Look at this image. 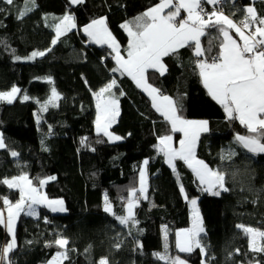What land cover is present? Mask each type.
<instances>
[{
    "label": "trees",
    "instance_id": "obj_1",
    "mask_svg": "<svg viewBox=\"0 0 264 264\" xmlns=\"http://www.w3.org/2000/svg\"><path fill=\"white\" fill-rule=\"evenodd\" d=\"M159 2L35 0V10L18 19L26 0H13L11 5L0 0V91L20 89L11 103L0 101V135L5 145L0 148V181L23 175L38 186L46 180L47 197L61 199L66 208L51 212L38 207L35 217L21 213L13 236L0 223V264H49L64 251L62 264H99L102 259L107 264H171L176 257L185 264H202L204 258L207 264H264V251L250 248L249 233L244 231L264 232V153H249L237 142L235 135L252 133L235 115L226 119L222 107L205 92L196 67L195 43L163 57L166 72L148 70L147 78L182 107L181 117L209 121V129L198 136L196 156L225 174L228 191L219 196L203 191L180 160L175 170L165 163L154 146L169 133L177 141L179 132L172 131L126 74L113 72L117 68L110 47L91 42L81 31L86 23L105 17L126 56L128 33L122 25ZM219 5L234 20L245 19L249 5L258 17L264 16V0H228ZM27 7H33L30 0ZM65 14L75 17L76 26L53 45L54 27ZM221 26L227 29L226 24L205 28L206 34L200 37L202 60L219 56ZM34 51L45 55L28 59ZM45 77H51V83ZM112 80L116 85L106 95H115L119 115L110 130L122 137L113 142L94 129L92 95ZM52 88L60 98L54 101L55 107L49 104L47 111H41ZM24 95L29 99L24 100ZM230 153L235 155L229 159ZM144 160L149 161L147 198L135 207L137 223L133 226L130 220L122 225L117 217H125L124 204L130 191L138 188ZM181 186L188 197L198 198L204 258L200 248L191 253L177 248L176 230L190 223ZM3 197L16 203L20 191L0 183V201ZM105 197L111 208L107 212ZM11 237L13 248L3 254L2 247ZM59 238L68 243L57 245ZM258 247H264V237Z\"/></svg>",
    "mask_w": 264,
    "mask_h": 264
},
{
    "label": "snow or ice",
    "instance_id": "obj_2",
    "mask_svg": "<svg viewBox=\"0 0 264 264\" xmlns=\"http://www.w3.org/2000/svg\"><path fill=\"white\" fill-rule=\"evenodd\" d=\"M5 3L11 5L13 0H4ZM26 6L24 11L20 13L18 19H22L25 15L35 10V0H30L33 7ZM83 0H71V3L79 4ZM228 0H180V3L173 5V0H161L159 4L148 9L140 17H137L134 22H126L122 27L126 28L130 37L128 46V59L124 60L120 57L119 51H117V64L118 69H113V72L122 70V74L126 73L136 81L137 86H142L149 95L153 97V107L157 111L161 112L167 120L171 122L172 131L182 132L184 138L180 141V147L177 149L170 145L169 141L171 136H163L159 138V145L154 146L158 148V152L162 153L165 157V162L175 170V161L182 160L188 167L192 168L196 177L200 181L203 187V191L209 192L214 196L221 195V191H228L225 187V174L219 171H213L201 160H197L194 155L195 141L197 140L200 132H206L207 121H188L181 117L180 112L182 107L174 102L168 96H162L160 99L162 103L157 105L156 93L157 89L145 82V72L147 69H156L160 71L161 75L166 72V67L162 62L163 57L176 55L178 49L185 46H191L190 42H195L196 57H201L204 53L201 49L200 37L204 36L205 28H212L226 24L227 29H234L237 35L243 40V46L241 47L232 40L225 27H220V32L225 37V42L221 44V52L219 57H212V62L207 63L204 60H197L196 67L199 69V75L202 78L204 87L208 90L211 97L221 104L224 111L231 119L233 113L236 114L235 118H238L242 125H246L249 133L248 136H237V142L240 143L244 149L252 154L264 153V27H256L255 31L250 32L247 36L244 34L242 28L234 23L232 19L227 16L217 15L215 11L211 13L207 20L202 18L204 13L203 4L208 3L210 5H216L218 3H227ZM170 5L175 7V11H169L167 15H161L165 9H168ZM185 9L188 13L186 20H180L179 25L175 23L176 18L180 15V9ZM199 9V11H197ZM3 11V9H0ZM248 14L243 21L240 22L243 29H248L250 24L255 22L257 17L255 10L252 7L245 9ZM216 16V20L212 21L211 17ZM75 17L71 14H65L61 18L59 24L56 25V38L52 40V44L57 43V39L67 31H71L75 25ZM135 25V30L130 26ZM259 24L264 25V18L259 19ZM84 32L91 37L97 43H107L111 41L110 47L116 51L117 46L115 41L111 37V33L108 32L106 27L105 18H99L92 20L90 24L84 27ZM257 36L260 38L257 39ZM2 43V41H0ZM211 47L207 50L211 53ZM44 52H33L28 59H34L37 56H44ZM19 59V57H17ZM219 60L220 62H217ZM47 82L51 83V77L43 78ZM116 85V80H112L104 87L100 88L99 95L103 96L104 93H111V90ZM20 89L13 86L10 92H0V101H7L11 103L15 99V94ZM59 94L55 88L51 89V96L48 101L41 107V111H47L48 105L51 104L55 107V100H58ZM24 100H28L27 95L23 96ZM97 108L100 109L96 118L97 132H102L105 136L109 137L112 141H119L122 137L114 135L109 131L112 124L116 122V116L119 115L117 108V99L115 95H110L105 99L103 107L98 104ZM82 140V143H85ZM102 142V141H98ZM4 142L0 137V148H4ZM13 157L17 156L16 152H12ZM235 153L229 154V159L234 156ZM146 166L149 161L145 160ZM49 180L55 179V177H49ZM20 181L28 184V192L36 193L37 188L31 187L32 181L28 180L27 176H21L19 178H13L12 180L4 179L0 183L6 184L9 189L18 188L20 191V200L15 205H10L5 198V204H8V216H7V230L9 233H13V222L16 217L21 213H25L29 216L37 215L34 204L42 203L45 198L29 196V203L25 205V188ZM46 181L40 180L39 183L43 185ZM145 183V169H140V188L133 189L129 193L128 203V215L125 217H117L119 222L127 224L130 220L133 222V226L137 223L134 219L132 208L134 207V198L137 191L145 199L146 189ZM180 191L183 193V186L180 187ZM106 207L105 211H110L107 206V197H105ZM193 208L197 204L196 199L190 201ZM56 206H51L53 212L65 211L62 201H55ZM0 223H4L3 213H0ZM243 227V226H238ZM246 233H253L251 228H245ZM204 229L199 223L198 213L194 217V228L188 232L183 241L177 240V248L182 253H191L195 248H200L201 252H204V248L200 244L199 235L203 233ZM255 235L264 237V232H255ZM177 237H180V233H177ZM55 243L61 247H64L68 241L65 239H57ZM13 248V244L9 243L4 249V253H9ZM250 248L257 252L264 251V247H255L252 240H250ZM165 252H167V246H165ZM65 253L58 252L57 257L64 256ZM160 259L166 257L157 254ZM56 257L50 264H55ZM3 261V257L0 256V262ZM100 264H107L106 260L102 259ZM171 264H185V261L180 260L179 257L171 259Z\"/></svg>",
    "mask_w": 264,
    "mask_h": 264
},
{
    "label": "crops",
    "instance_id": "obj_3",
    "mask_svg": "<svg viewBox=\"0 0 264 264\" xmlns=\"http://www.w3.org/2000/svg\"><path fill=\"white\" fill-rule=\"evenodd\" d=\"M70 2H71V0H69ZM160 3V2H159ZM158 3V4H159ZM180 3V0H173V5H177V4H179ZM157 5V4H156ZM156 5H154V6H156ZM173 5H170L169 6V8L168 9H165L164 10V12H162L161 13V15L163 16V15H167L168 14V12L169 11H175V7H173ZM154 6H152V7H154ZM152 7H149L148 9H150V8H152ZM248 7H252L253 9H254V7L252 6V5H249V6H247L246 8H248ZM148 9H146L144 12H146ZM255 10V9H254ZM213 12V11H212ZM211 12V13H212ZM216 13H217V15L219 16V15H223V16H227L229 19H232L233 20V22L235 23V21H234V19L231 17V16H229V15H227L226 13H224L223 11H215ZM211 13H210V15H211ZM180 14H184V17H177L176 18V20H175V23L177 24V26L179 25V21L180 20H186L187 19V17H188V13H187V11L185 10V9H180ZM209 15V16H210ZM248 15V14H247ZM255 15H256V17H257V19H256V22H258L257 23V25H258V27H264V25H260L259 24V19H261V18H264V16H262V17H258L257 16V13H256V10H255ZM99 18H102V17H98V18H96V19H99ZM104 18V17H103ZM209 18V17H208ZM208 18H206L205 20H207ZM216 16H212L211 17V20L212 21H215L216 20ZM95 20V19H94ZM106 22V21H105ZM134 22V21H133ZM91 23V21L90 22H88V23H86L85 25H83L82 27H81V31H82V33L83 34H85L88 38H89V40L91 41V42H93V43H96V44H106V45H108L109 47H110V43H111V41H109V42H107V43H97V42H95L91 37H89L85 32H84V27L86 26V25H88V24H90ZM130 26H132L133 27V30H135V25H134V23L133 24H131ZM106 27H107V30H108V32L109 33H111V31H110V29L108 28V26H107V23H106ZM75 28V27H74ZM242 28V27H241ZM227 31H228V33H229V36L231 37V39L232 40H235L236 41V43L238 44V45H240L241 47L243 46V40L240 38V36L239 35H237V33L235 32V30L234 29H226ZM242 30H243V32H244V34L247 36L250 32H253L252 30H250V29H243L242 28ZM255 31V30H254ZM221 36H222V43L221 44H223L224 42H225V37H224V35H223V33H221ZM111 37H112V39L115 41V43H116V46H117V49H116V51H114L113 50V48L112 47H110V49L113 51V58H114V60H115V62H117V51H119V54H120V57H122L124 60H127L128 59V55H127V53H128V46H129V40H130V37H129V35H128V42H127V46H126V56H124V55H122V53H121V46H120V44H119V42L117 41V39L114 37V35L111 33ZM260 37L259 36H257V39H259ZM190 43H192V42H190ZM195 43V42H194ZM194 52H195V47H194ZM220 52H221V46H220V50H219V56H220ZM218 56V57H219ZM162 62H163V64L165 65V63H164V61H163V58H162ZM217 62H220L219 60H217ZM165 67H166V65H165ZM148 70H156V69H147L146 70V72H145V82L147 83V84H149V85H151L153 88H155L150 82H149V80H148V78H147V72H148ZM156 71H158V70H156ZM159 73H160V71H158ZM126 74V73H125ZM198 74H199V69H198ZM127 75V74H126ZM128 77H129V79L133 82V84L136 86V87H138L137 86V83H136V81L135 80H133L132 79V77L131 76H129V75H127ZM199 78H200V82H201V84H202V86H203V88H204V90H205V92L207 93V95L215 102V103H217L220 107H222V109H223V112H224V114H225V117H226V119H228L229 117H228V115L226 114V112L224 111V108H223V106L221 105V104H219L216 100H214L212 97H211V95L209 94V92H208V90L204 87V85H203V82H202V78L200 77V75H199ZM110 83V82H109ZM108 84V83H107ZM104 87V86H103ZM147 97H148V99L150 100V103H151V106L153 107V97L152 96H150L149 95V93H148V91H146L145 89H144V87H142V86H139L138 87ZM156 89V88H155ZM99 90L100 89H98L97 91H95V92H93L92 93V95H93V98H94V105H95V121H94V129H95V131L97 132V127H96V118H97V104H96V100H95V94L97 93V92H99ZM158 90V89H157ZM107 93V92H106ZM105 93V94H106ZM156 95V97H157V99H156V103H157V105H160L161 103H162V100L160 99V97H162V96H168V97H170L173 101H174V99H173V97L172 96H170V95H168V94H164V93H161L159 90H158V92L155 94ZM175 102V101H174ZM117 108H118V112H119V107H118V102H117ZM153 109L156 111V113L157 114H159L161 117H162V119H164L165 121H167L168 122V124H169V126H170V128L172 129V125H171V122L169 121V120H167L166 118H165V116L161 113V112H159V111H157L156 110V108H154L153 107ZM233 115H235L236 116V114L235 113H233ZM116 118H117V116H116ZM183 119H185V120H188V121H207V128L209 129V121L207 120V119H205V118H186V117H182ZM113 125V124H112ZM246 126V125H245ZM109 131L110 132H112L111 130H110V128H109ZM100 133H102V132H100ZM113 133V132H112ZM200 133H202V132H200ZM199 133V134H200ZM103 134V133H102ZM114 135H117V134H115V133H113ZM119 136V135H118ZM164 136H166V135H164ZM167 136H171L172 137V139L169 141V143H170V145L171 146H173V147H175V148H179L180 147V141H181V139H183L184 138V136H183V133L182 132H179V137L177 138V141H176V138H175V136H174V134L173 133H169V134H167ZM237 136H240V135H235V138L237 137ZM248 136V135H247ZM1 137V136H0ZM121 137V136H120ZM161 137H163V136H161ZM160 138V137H159ZM159 138H158V145H159ZM108 139H109V137H108ZM237 140V139H236ZM109 141H112V140H110L109 139ZM113 142V141H112ZM197 143H198V138H197V140L195 141V147H194V155H195V158L197 159V160H200L197 156H196V147H197ZM240 144V143H239ZM241 145V144H240ZM242 146V145H241ZM243 147V146H242ZM164 161H165V157H164ZM185 166H187L188 167V165L184 162V161H182V160H180ZM202 161V160H201ZM166 163V162H165ZM175 163V165H176V161L174 162ZM205 163V162H204ZM167 164V163H166ZM206 164V163H205ZM168 165V164H167ZM207 165V164H206ZM169 166V165H168ZM208 166V168L209 169H211V170H213L209 165H207ZM170 167V166H169ZM141 168H144L145 169V183H144V187H145V189L147 190V185H148V171H147V167L143 164V166H141L140 167V169ZM171 169H173L172 167H170ZM189 169L192 171V174H193V176L195 177V179L200 183V181L198 180V178L196 177V175H195V173L193 172V170H192V168H190L189 167ZM214 171V170H213ZM23 176V175H22ZM19 177H21V176H18V177H12V178H8V180H12L13 178H19ZM29 180V179H28ZM44 181H46V180H44ZM138 181H140V170H139V173H138ZM20 183L24 186V188H25V205L27 204V203H29L30 202V200L28 199V197L29 196H36V197H43V198H45L44 200H43V202L42 203H39V204H34L33 205V207L34 208H36V210H37V214H38V207H44V208H46V209H48L49 211H51V207H50V205L51 206H56L55 204H54V202L55 201H62L61 199H57V198H49V197H47V195L45 194V192H44V185H45V183L43 184V185H40L39 187H35V186H33L32 184H31V187H34V188H37L38 189V191L36 192V193H29L28 192V184L26 183V182H23V181H20ZM202 187H206V186H204V185H201ZM128 203H129V200L124 204V215L125 216H127L128 215ZM16 203H13V204H11V205H15ZM136 205H137V202H136V200L134 199V207L132 208V212H133V215H134V211H135V207H136ZM63 207H64V209L66 210V208H65V205H64V203H63ZM7 209H8V207L6 208V211H7ZM51 212H53V211H51ZM57 212H59V211H57ZM63 212H65V211H63ZM0 213H2L1 211H0ZM7 215H8V211H7ZM36 216V215H35ZM34 216V217H35ZM16 220H17V217L14 219V222L13 223H15L16 224ZM15 228V227H14ZM187 228V227H186ZM181 229H183V228H181ZM179 230V229H178ZM177 233V232H176ZM13 236V235H12ZM177 241V240H176ZM9 243H12L13 245H14V240H13V238H11V240L9 241ZM8 243V244H9ZM7 246V245H6ZM63 258H64V256H61V257H58V259L57 260H55V264H62V260H63ZM52 261H53V259H52ZM101 261V260H100Z\"/></svg>",
    "mask_w": 264,
    "mask_h": 264
},
{
    "label": "rangeland",
    "instance_id": "obj_4",
    "mask_svg": "<svg viewBox=\"0 0 264 264\" xmlns=\"http://www.w3.org/2000/svg\"><path fill=\"white\" fill-rule=\"evenodd\" d=\"M104 18H105V17H104ZM60 21H61V19L58 21L57 24H59ZM105 21H106V19H105ZM57 24H56V25H57ZM125 24H126V23H124L123 25H125ZM56 25H55V27H54V31H55V37H54V38H56ZM124 29H125V31L127 32L126 28H124ZM111 33H112V32H111ZM127 33H128V32H127ZM113 54H114V53H113ZM116 68H117V69L119 68L117 62H116ZM119 71L122 72V70H119ZM124 74H125V73H124ZM110 82H111V81H110ZM15 87H16V86H15ZM12 88H13V87H11L9 90L0 91V92H5V93H7V92H10ZM16 88H17V87H16ZM17 94H18V92L15 94V97L17 96ZM109 97H110V95H106V94L104 93V95L101 96V95H99V92H97V93L95 94L96 104H97V105L99 104V105L101 106V109H102L105 99H107V98H109ZM13 100H14V99H13ZM5 102H7V101H5ZM99 111H100V109L97 108V113H99ZM97 115H98V114H97ZM0 136H1V135H0ZM144 161H145V160H144ZM144 161H141L140 167L143 166V164H144L143 162H144ZM139 170H140V168H139ZM138 182H139V184H138V188H137V189L140 188V181H138ZM199 184H200V183H199ZM40 185H41V184H40ZM40 185L35 186V187H39ZM200 185H201V184H200ZM33 186H34V185H33ZM147 188H148V185H147ZM202 188H203V187H202ZM146 191H147V190H146ZM182 194H183L184 198L187 200V203H188L189 215H190V223H189V226H188L187 228H183V229H179V230L177 229V230H176L177 233H180V237H179V238L177 237V233H176V240L180 239L181 241H183L184 236H185L188 232H190V231L193 230V228H194V217L196 216L197 213H198V215H199V223H200V225L203 227L202 217H201V214H200V211H199V208H198V202H197V204L195 205V208H193V206H192L191 203H190V201H191L192 199H196V200L198 201L197 196H190V197H188L187 194H186V192H185V190H184V192H183ZM138 195H140V194H139V192L137 191V193H136V197H137ZM140 196H141V195H140ZM136 197H135L134 199H136ZM104 205H105L104 207H106V203H105ZM107 206H108L109 209L111 210V208H110V206H109L108 203H107ZM7 216H8V215L6 214V215H5V218H4V214H3L4 223H2V224L4 225V227L6 228V230H7V227H6V224H7ZM14 227H15V223H13V230H14ZM7 231H8V230H7ZM255 232H263V231H262V230H255V229H254V232H253V233H249V242H250V240H252L253 243H254V245H255V247H258V246H259V243H260V238H261V237L255 235ZM8 234H9L10 236L13 235V233H9V232H8ZM202 234H203V233H200V235H199L200 244H201ZM11 238H13V237H11ZM11 238H10V240H11ZM59 239H63V238H59ZM6 245H8V243L4 245L3 249L6 247ZM202 247H203V246H202ZM203 248H204V247H203ZM60 253H65V251H64V252H60ZM3 254H4V251H3ZM64 256H65V255H64ZM202 256H203V258H204V256H205V248H204V252L202 253ZM55 257H56L55 260H57L58 257H57V256H55ZM51 261H52V260H51ZM49 264H50V262H49ZM99 264H100V261H99ZM202 264H207L205 258L202 260Z\"/></svg>",
    "mask_w": 264,
    "mask_h": 264
},
{
    "label": "built area",
    "instance_id": "obj_5",
    "mask_svg": "<svg viewBox=\"0 0 264 264\" xmlns=\"http://www.w3.org/2000/svg\"><path fill=\"white\" fill-rule=\"evenodd\" d=\"M203 8H204V13H202V18L203 19H206V18H208L209 17V15H210V13L212 12V11H222V8L220 7V5H219V3L218 4H216V5H210V4H208V3H204L203 4ZM197 11H199V9H197ZM244 19H240V20H234L235 21V23H237L238 24V26H240V27H242V25L240 24V22L241 21H243ZM256 27H258V25L256 24V23H251L250 24V26H249V28L248 29H250V30H252V31H254L255 30V28ZM243 28V27H242ZM213 57H217V56H213ZM212 58V57H211ZM208 59V60H204V61H206L207 63H211L212 62V59ZM197 60H202L200 57H196V62H197ZM198 69V68H197ZM5 198L6 197H3L2 199H1V201H0V211L4 214V218H5V215L7 214V211H6V208L9 206L8 204H5ZM143 198V196H140V195H138L137 197H136V202H137V204L141 201V199ZM7 199V201L9 202V204L11 205L12 203L10 202V200L8 199V198H6ZM3 218V219H4ZM4 247V246H3ZM3 247H2V252H3Z\"/></svg>",
    "mask_w": 264,
    "mask_h": 264
}]
</instances>
